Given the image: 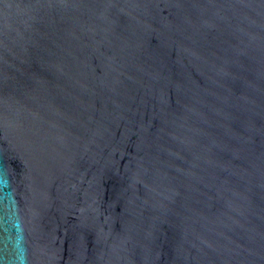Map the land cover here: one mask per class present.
Listing matches in <instances>:
<instances>
[{
	"label": "water",
	"instance_id": "obj_1",
	"mask_svg": "<svg viewBox=\"0 0 264 264\" xmlns=\"http://www.w3.org/2000/svg\"><path fill=\"white\" fill-rule=\"evenodd\" d=\"M0 264H264V0H0Z\"/></svg>",
	"mask_w": 264,
	"mask_h": 264
}]
</instances>
